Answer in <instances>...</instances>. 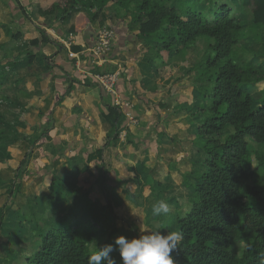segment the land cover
Here are the masks:
<instances>
[{
  "label": "trees",
  "instance_id": "1",
  "mask_svg": "<svg viewBox=\"0 0 264 264\" xmlns=\"http://www.w3.org/2000/svg\"><path fill=\"white\" fill-rule=\"evenodd\" d=\"M110 1H114L117 17L130 16L129 29L136 28L138 38H150L160 44L156 52L184 48L200 37L208 39L209 52L201 60L200 68L201 78H206L211 85L210 105L205 118L197 124L194 139L205 152L201 162L204 169L199 182L192 187L189 211L176 218L183 239L172 253L174 264H264V91L253 93L251 90L252 85L264 81V51L259 55L243 57H239L236 51L246 28L239 19L238 7L250 10L252 24L262 27L264 0H59L49 11H40V14L57 12L55 21L48 28L67 24V34H77L90 24L101 28L104 23L100 16ZM80 4L89 10L88 15L81 13ZM11 37L18 39L20 35L12 34ZM47 42L64 48L41 29L40 37L30 40V45ZM71 50L80 52L81 48L71 46ZM57 54L44 57L46 66H50V59ZM26 57L27 64L35 58L31 53H27ZM260 57L263 58L262 63L257 62ZM163 63L156 70L162 79L167 80L178 65ZM93 66L97 73L117 70L109 68L108 64H105L106 67L91 64L89 67ZM88 77L90 85L99 91L103 107L101 114L108 126L105 143L95 152L101 157L102 151L119 139L124 108L110 100L113 95L105 91L94 74ZM75 82L83 81L70 79L63 92L56 97L54 105L61 104L74 89ZM50 114L44 121L42 119L39 126L43 128L35 142L41 138L47 140L52 126ZM225 132H228L227 135L220 139ZM4 140L13 142L15 138L1 130L0 141ZM94 158V155H88L87 161ZM88 169L84 166L81 171ZM49 172L46 165L44 174ZM103 180V174L96 176L101 185ZM33 198L50 210L60 202L59 196L53 192ZM104 198L105 208L116 218L106 191ZM88 216L83 214L76 201L71 202L67 217L58 218V223L44 224V227L38 223L34 227L36 246L28 243L32 246L22 256L23 264H87L90 254L88 237L93 234ZM26 219L35 223L38 216L32 214ZM166 230L167 227H163L162 231Z\"/></svg>",
  "mask_w": 264,
  "mask_h": 264
},
{
  "label": "crops",
  "instance_id": "2",
  "mask_svg": "<svg viewBox=\"0 0 264 264\" xmlns=\"http://www.w3.org/2000/svg\"><path fill=\"white\" fill-rule=\"evenodd\" d=\"M58 1L0 0V72H2L0 119L3 120L4 114L10 115L9 109H14L15 117L3 121L6 124V132L13 133L12 137L15 138L13 144L8 146L9 141L2 142L6 144L7 149L9 147L16 154L22 151V143L23 146L24 143L29 144V152L32 146L39 152V157L33 159L31 163L39 169L38 176L35 177L41 175L43 185L30 196L39 198L42 194L53 192L59 196L60 201L70 196L73 199L68 201L67 208L71 202L77 201L83 214L92 216L94 212L99 214L106 211L102 188L96 183V176L101 170L102 163L109 161L112 170L125 177H132L138 176V166L142 172H149L155 162L158 159L162 161L166 155L176 159L173 161L174 164H178L177 159L181 157L188 159V152L184 153L179 144L185 143V146L189 147L186 141L193 137V134L188 133L191 126H187L185 121L195 105L197 91L186 79H179L175 83L174 79L171 82L169 79H162L157 73V66L152 68L143 65L140 53L129 56L130 42L134 39H139V45H144L143 49L146 51L151 49L156 51L160 45L148 43V40L152 41L150 38H138L136 36L138 30L129 29L130 18L118 21L114 27L116 37L109 55L106 56V62L120 69L116 94L109 98L124 108L122 122L124 128H121L119 139L105 148L101 157L97 156L95 152L103 147L108 129L101 114L103 107L99 91L90 85L88 77L97 73L95 66L92 68L89 66L95 65L96 61L92 47L98 27L96 24H90L77 34H67V24H62L58 28H48L50 23L55 21L57 12L43 15L40 11H49ZM79 9L84 15L89 14L86 7L81 6ZM238 14L245 27L247 26L245 17L249 16L250 19H247L252 24L250 10L238 7ZM114 16H116L114 1H110L105 6L100 20L104 24H109ZM40 29L47 31L50 38L63 44L64 48L52 42L31 46L30 40L40 37ZM249 30L260 29L252 24ZM12 34H19L20 37L14 39L11 37ZM259 36L262 43L259 53H262L264 30L260 31ZM244 37H248V34ZM71 46H78L81 51L72 52L74 50H71ZM181 49L183 48L178 47L170 52H178ZM57 52V56L50 59V66H46L44 57ZM27 53L35 56L31 64H27ZM156 53L162 60L164 57L163 62L175 63L179 69V63L165 60L168 52ZM262 61V57L257 59L258 63ZM120 62L123 65L119 64ZM70 79H80L83 82H75L74 89L64 97L61 104L54 105L56 97L63 92ZM258 83H263L264 86V81ZM258 83L252 85L251 89ZM256 90L258 91L252 89V92L264 91V87ZM49 113L52 126L46 136L47 140L41 138L35 142L43 128L39 125ZM159 135L162 137L160 141ZM174 141H177V147H174ZM88 155H94L95 158L88 162ZM70 157L72 160L69 161ZM77 159H81L83 164L77 165L75 161ZM46 164L50 172L44 174ZM84 166L89 169L80 171ZM168 166L171 169L175 167L172 163H168ZM170 180L176 181L173 178ZM31 183L35 182L31 180ZM114 195L110 196L109 200L111 203L114 201L113 212L116 218L114 217L113 224L118 229L120 227L118 222L126 218L124 212L129 211L126 209L129 199L126 201L120 193ZM41 206L45 208L43 204ZM60 206L61 204L55 206L52 212L61 215ZM53 223H58V219L53 220Z\"/></svg>",
  "mask_w": 264,
  "mask_h": 264
},
{
  "label": "rangeland",
  "instance_id": "3",
  "mask_svg": "<svg viewBox=\"0 0 264 264\" xmlns=\"http://www.w3.org/2000/svg\"><path fill=\"white\" fill-rule=\"evenodd\" d=\"M129 18V15L122 17L114 16L109 24H104L103 26L114 28L118 21H125ZM245 18L247 20V26L245 28L247 32L245 35L248 34V37H244L245 39L243 38V45H240V43L237 46V54L239 57L251 54L259 55V51L262 48L259 33L264 30V26L259 27L260 30L258 31H250L249 28L252 25L249 20L250 18L249 16ZM99 30L100 28H98V31ZM98 31L96 32L94 41ZM255 32H257V34ZM244 41L246 42L244 43ZM249 41L250 44H248ZM130 43L129 56L140 53L143 65L145 64L152 68L164 65V63H162L164 57L162 60L153 49L150 51L143 49L144 45H139V39H134ZM148 43L153 44V41L148 40ZM207 43L208 39H206V37H200L196 42L184 47L178 52H168L166 56L164 55L166 61L169 60L179 63V69L174 71L169 82H171L172 79H174V83L179 79H186L188 84L195 86V90L197 91L195 105L189 111L187 120L185 121L187 126H191L188 133L193 134V137L186 141L189 147H186L185 143L179 144L180 147L182 146L181 148L184 153L188 152V159H185L186 157L177 159L178 164L175 163V166L173 161L176 159L171 155H166L163 156L161 159L162 161L158 159L154 166L150 168L149 172H142L140 170L141 168L138 166V176L133 175L132 177H125L121 173L112 170L109 161L102 163L103 167L101 166L99 174H103V184L101 185L97 181L96 183L102 188L103 196L104 191L108 193V198H110V196H115L114 194L120 193L123 199L126 201L129 199L127 201L129 204L126 206V209L129 211L124 212V217L126 218L118 222V226H120L118 229L115 228L113 224L114 217L107 208L104 213L99 212V214H96L94 212L92 216H88V221L93 225V227H91L93 234L88 237L90 247L93 243L92 240L97 241L98 245H103L111 244L114 238L119 235L132 238L146 231L153 232L160 230L163 232V227H167L168 231L178 230L176 218L184 216L189 211V196L192 192V187L199 182L200 174L204 169L201 167V162L205 157V152L196 145L194 139L197 136V124L205 118L209 111L207 108L210 105L209 90L211 85L206 78H201L202 69L200 68L201 60L204 55L209 52L207 50ZM109 53L110 52H108L106 56H108ZM106 63H108L109 68L112 69L114 67L113 64H109V62H105L103 67H106ZM119 64L123 65L122 62ZM115 68L120 70L118 66ZM203 72H205V69ZM197 78H199V84ZM263 87V83H258L253 86L252 89L253 91H258L256 89H262ZM205 93H207L206 96H204ZM3 100L6 101V99ZM200 107H202L203 110H199ZM9 113L10 115L4 114L2 116V121L0 119V131H6V124L3 122L4 119L5 121H8L10 118L15 119L13 116L14 109H9ZM157 120L159 122L158 117ZM37 121H39V119ZM133 121H135V119H133ZM10 132L11 134L9 133V136H12L13 133L12 131ZM227 133L228 132L223 133L219 138H224ZM161 138L159 135L158 141H160ZM174 142V147H177V141ZM9 144H13V142H8V146ZM24 144L23 146L22 143V151L20 154H16V152L9 149V147L7 149L6 144L0 141V217L2 215V220L0 222V264H23L22 256L30 251L28 248H30L32 244L36 246V239L34 236L36 229L34 227H36L38 223L44 227V224L50 225V223H53V220H57L60 217L61 219L67 217V203L73 199V197L68 196L62 199L63 202H59V204H61L60 209L62 210L60 215L59 213L54 214L52 210L50 214V208H43L41 206L42 204L30 196L41 188L43 182L40 177L41 175L35 177L36 175L38 176L39 169L34 167V163H31L33 159L39 157V152L34 146L31 147L32 150L29 152V144ZM47 146L50 147V145ZM252 146L257 148V145L254 143H252ZM68 160L70 161L72 158L70 157ZM75 161L79 166L83 164L81 163V159ZM20 162L21 165L19 169H17ZM168 163H172L175 167L171 169ZM48 165H50V162ZM253 165H255L254 159ZM187 167L189 170H187ZM110 174L112 176H110ZM117 178L124 180L118 181ZM171 178L176 181L170 180ZM31 180L35 183H31ZM110 180L113 182L110 183ZM17 183L19 185H17ZM112 192L114 193L112 194ZM160 200L165 201L169 205L170 211L167 216H155L152 213V205ZM113 203L114 201L111 203L112 206ZM115 204V206H117L116 202ZM32 214L38 216L35 223L33 220L26 219V217ZM42 218L45 220L43 221ZM163 233L166 234V231ZM31 242L32 244L28 246V243L30 244ZM240 248L243 249V245H241ZM112 256L115 258L116 264H121V258L118 253L114 252Z\"/></svg>",
  "mask_w": 264,
  "mask_h": 264
},
{
  "label": "clouds",
  "instance_id": "4",
  "mask_svg": "<svg viewBox=\"0 0 264 264\" xmlns=\"http://www.w3.org/2000/svg\"><path fill=\"white\" fill-rule=\"evenodd\" d=\"M169 205L157 201L152 205L155 216H167ZM183 239L179 230L144 232L137 237L116 236L111 244L98 245L92 240L87 264H116L112 253H118L121 264H174L172 253Z\"/></svg>",
  "mask_w": 264,
  "mask_h": 264
},
{
  "label": "built area",
  "instance_id": "5",
  "mask_svg": "<svg viewBox=\"0 0 264 264\" xmlns=\"http://www.w3.org/2000/svg\"><path fill=\"white\" fill-rule=\"evenodd\" d=\"M116 37V31L110 26H103L97 33L96 39L93 43L92 52L96 56L95 65L103 67L107 61L106 55L111 51L114 39ZM120 75L119 70L107 72V73H95V78L99 81L101 86L109 94L115 95V83ZM126 115H129L126 113ZM132 120L133 118L130 117Z\"/></svg>",
  "mask_w": 264,
  "mask_h": 264
}]
</instances>
